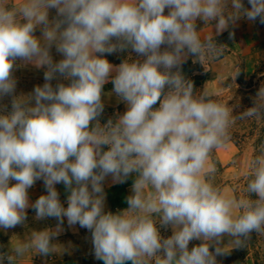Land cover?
<instances>
[{"label":"clouds","instance_id":"1","mask_svg":"<svg viewBox=\"0 0 264 264\" xmlns=\"http://www.w3.org/2000/svg\"><path fill=\"white\" fill-rule=\"evenodd\" d=\"M247 4L0 0V101L10 98V110L0 103V230L25 225L29 209L37 220L56 221L0 252V264H17L29 249L53 254L65 219L91 234L103 264H220L218 257L264 232V143L249 161L246 195L223 194L208 163L230 140L232 119H264V86L233 117L183 72L190 57L219 59L225 46L216 37L233 38L241 19L264 25V0ZM198 21L215 33L202 38ZM116 52L129 55L114 65L107 55ZM29 64L44 70V83L18 95L15 71ZM108 83L125 111L101 123ZM130 177L127 208L106 210L105 182ZM37 181L45 193L33 202Z\"/></svg>","mask_w":264,"mask_h":264},{"label":"rangeland","instance_id":"2","mask_svg":"<svg viewBox=\"0 0 264 264\" xmlns=\"http://www.w3.org/2000/svg\"><path fill=\"white\" fill-rule=\"evenodd\" d=\"M6 2L10 5H20L25 0H6ZM244 3L246 6H249L247 0H244ZM54 14V11L50 13V15ZM257 27L260 31H258L259 34L251 36L246 29H243L238 33L235 32L233 38L229 39L228 36L224 40L227 52L235 53L230 57V61L220 63V65L214 62L210 67L206 66L208 74L204 84L208 87L214 80L219 83L222 82V90L210 97L221 104H228L233 109V117L252 107L256 93L264 86V79H259V76L253 79L255 73L261 67H264V27L258 25ZM199 29H202L200 32L202 38L210 35V25L205 26L202 22L198 21ZM36 35H40L39 30H37ZM52 54L55 60L61 59L54 48ZM114 54L116 55L118 52ZM131 55L135 58V53H131ZM189 60L194 61V58L190 57ZM203 63L206 64V61ZM43 71V69L31 64L19 67L15 71V77L18 81L16 93L18 95L27 94L33 90L34 86L42 85L44 83ZM222 71H225L228 77L223 75ZM238 72L239 74L235 77ZM55 83L53 81V84ZM251 85L254 86L248 89L247 87ZM203 89H206V87L199 88L198 91ZM9 99L6 97L0 103L9 104ZM116 110L117 113H121V106L116 107ZM228 131L230 140L224 146L214 149L209 155L208 163L214 164L216 168L215 173L209 179L214 186L225 192V194L232 196L238 193L239 196H243V179L245 180L248 176L249 161L258 154L259 146L264 143V119H257L255 117L243 120L232 119ZM125 208L127 206H118L111 211L115 213L117 210ZM78 229L80 228L77 225L73 228V231H77ZM84 231L88 236L87 238L91 240V234L86 229ZM161 233L164 236H169L171 235V230L165 231L161 229ZM76 236V240L81 242L80 238H83L84 234L81 232V236L79 233ZM197 243L199 242L192 241L189 247ZM225 243H227V238L225 239ZM249 244L251 243L249 242ZM262 245L264 246V243ZM232 247V245H228L227 249L230 250ZM0 252H2L1 248ZM70 259L72 260V264H103V261L95 259L92 244L86 250L77 249L72 253ZM218 260L220 264H241L240 251L232 249L230 254L218 257ZM126 264H131V262H126ZM247 264L255 263L252 260L248 261ZM258 264H264V257Z\"/></svg>","mask_w":264,"mask_h":264},{"label":"crops","instance_id":"3","mask_svg":"<svg viewBox=\"0 0 264 264\" xmlns=\"http://www.w3.org/2000/svg\"><path fill=\"white\" fill-rule=\"evenodd\" d=\"M243 29H246L250 33V35L259 34V30L256 23H250L245 19H241L237 22V25L233 29L234 33H238L242 31ZM259 31V32H258ZM211 32L215 33V29L211 28L210 25V34ZM227 33L225 31L221 35ZM219 35V36H221ZM217 36V37H219ZM216 37V38H217ZM235 54L234 52L230 53V51L227 52V54L220 59L219 61H216L217 64L220 65V63H227L230 61V57ZM223 75L228 77L226 75L225 71H222ZM211 75V73H210ZM215 77V76H214ZM222 82H217L216 80L213 81V83L210 86H206L205 84L202 85V87H206V91L209 96L218 94L222 88H221ZM105 96L103 97L105 105L109 107H118L121 106V113L125 111V105L121 102L117 101V98L115 95H108L111 93V91H104ZM133 183V179L130 177L127 182L123 184H113L111 181V178H109L105 182V192L107 194L106 198V210H112L113 208H116L118 206H127V203L125 201V197L130 194V189ZM59 193H60V199L62 202L66 201V193L64 190V186L62 184L56 185ZM45 190L43 188V182L37 181L35 186L30 189L29 195L30 199L34 202L41 194H44ZM225 194V192H222ZM228 195L229 194H225ZM65 207H67V204L65 203ZM56 221L54 219H46V220H37L35 219V213L32 209L28 210V219L25 225L17 226L13 229H9L7 232L0 230V248L2 252H7L10 249L14 248L17 243L20 242V240L25 239L28 235H30L33 231H41L44 230L47 227H55ZM64 231L56 238L55 244L57 245L54 250L53 254H51L48 257H42L40 255H37L35 249H29L24 256L18 258L17 264H72V260L70 259L73 252H75L77 249L80 250H86L91 245V240L87 238L86 232L84 229L81 230L78 229V233L81 236V232H83L84 237L80 238L81 242L76 240V235L78 234L77 231H73V228H70L67 225V221L65 219V223L63 225ZM86 235V236H85ZM83 239V240H82Z\"/></svg>","mask_w":264,"mask_h":264},{"label":"trees","instance_id":"4","mask_svg":"<svg viewBox=\"0 0 264 264\" xmlns=\"http://www.w3.org/2000/svg\"><path fill=\"white\" fill-rule=\"evenodd\" d=\"M256 24L260 27H264V25L259 24V22H256ZM229 34L228 32L217 37L216 40L218 43H222L225 45L224 40L228 38ZM227 54L226 47H224L223 55L219 59H209L206 60V64H200L199 62H194L193 60H188L183 65V72L185 73L186 77L191 79L194 82L195 88L198 90L202 85H204L205 81L207 80V70L206 66L210 67L212 63L219 61ZM128 53L127 52H118V54H111L107 55V59L114 65H119L122 60L127 58ZM259 76V79H264V67H261L253 77L256 78ZM260 81V80H259ZM253 84V82H252ZM259 84V82H258ZM252 86L247 87L250 89ZM112 84L108 83L105 85L104 91H111ZM117 114V110L114 107H109L105 105L104 113L101 116V123L106 122L108 118L114 117ZM248 182V176L243 179V195H246L245 188L246 184ZM236 196H239L238 193L235 194ZM251 244H247L245 248L238 249L240 251V257H241V264H247L248 261H254L255 264H258L259 261L264 257V246L262 243H264V232L255 234L253 233L252 239L250 241Z\"/></svg>","mask_w":264,"mask_h":264}]
</instances>
